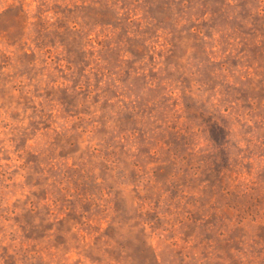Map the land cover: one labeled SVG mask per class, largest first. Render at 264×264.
<instances>
[{
  "label": "rangeland",
  "instance_id": "1",
  "mask_svg": "<svg viewBox=\"0 0 264 264\" xmlns=\"http://www.w3.org/2000/svg\"><path fill=\"white\" fill-rule=\"evenodd\" d=\"M0 264H264V0H0Z\"/></svg>",
  "mask_w": 264,
  "mask_h": 264
}]
</instances>
